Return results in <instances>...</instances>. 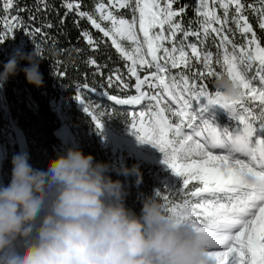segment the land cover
Wrapping results in <instances>:
<instances>
[{
	"label": "snow or ice",
	"instance_id": "obj_1",
	"mask_svg": "<svg viewBox=\"0 0 264 264\" xmlns=\"http://www.w3.org/2000/svg\"><path fill=\"white\" fill-rule=\"evenodd\" d=\"M41 2L46 8L44 0ZM177 2L99 0L95 5L99 20L80 11V3L74 0L65 7L86 17L130 62L127 67L130 78L136 79V94L109 98L121 105L147 104L145 111L133 113L131 134L162 153V163L181 180L163 197L164 210L187 221L200 234L212 264H264V45L245 15L246 9L256 12L258 27L264 30V0H260V9L244 0H196L194 10L200 18V31L185 28L178 18L188 5L176 8ZM216 6L223 10V16ZM121 9H127L131 18H125ZM230 21L245 38L244 44L236 45L227 35H221ZM41 31L37 29L36 33ZM201 32L205 37L211 32L220 38L222 62L216 57L215 63L222 72L213 67L212 51L187 42L190 35L200 41ZM178 34H182L180 40ZM81 35L90 46H96L88 33ZM4 39L0 29V43ZM193 59L202 69L188 75ZM254 61L259 64V86L249 75ZM89 63L96 61L90 59ZM181 68L187 71H171ZM141 71L147 72L143 78ZM220 74L238 83L241 94L237 100L225 102L216 90L208 88L204 77ZM116 80L124 89L129 88L118 73ZM113 84L110 76L108 86ZM145 86L155 91H146ZM256 101L255 106L249 103ZM225 104L228 115L236 121L234 127L221 128L204 118L210 106ZM98 110L99 106L94 110L84 108L99 133L103 128L99 117L105 113L97 115Z\"/></svg>",
	"mask_w": 264,
	"mask_h": 264
},
{
	"label": "trees",
	"instance_id": "obj_2",
	"mask_svg": "<svg viewBox=\"0 0 264 264\" xmlns=\"http://www.w3.org/2000/svg\"><path fill=\"white\" fill-rule=\"evenodd\" d=\"M44 2L47 5L46 8L41 0H7L8 6L4 7L6 0H0V29L5 37L0 43V70L3 63H6L15 52H31L37 44L42 50L53 49L57 53L52 57L46 56V59L40 62L39 71L43 75L42 87L36 88L28 84L22 72L10 77L0 87L4 97L0 103V141L7 147V154L1 162L0 184L2 182L4 186H7L10 182L13 155L26 152L29 156V164L35 169L46 165L49 159H54L57 154H63L65 151L60 150L56 133L66 125L73 134L77 147L85 155L91 154L95 161L109 163L116 168L121 163L128 167L132 164L139 166L142 173V182L139 185L135 184L132 176L118 175L115 170L108 173L113 180L119 179L124 184L127 208L139 215L141 201L151 196H155L164 205L166 201L163 197L169 194L168 189L178 185H165L162 181L163 175L155 165L137 161L125 150L118 156L104 146L103 131L97 132L91 117L79 109V100L76 99L77 96H81L85 107L90 110L96 109V104L100 103L96 114L105 113L99 117L102 125L115 131L128 130L133 113L145 111L147 108V104L127 106L117 104L109 98L116 96L122 99L135 94V79L130 78L128 62L116 51L111 41L95 29L86 17L81 18L75 11L69 12L66 9L65 4L69 0H44ZM74 2L80 3V11L88 12L99 20L98 14L95 13V5L99 0H74ZM244 3H252L257 9L261 8L260 0H244ZM184 5L188 7L183 16L178 19H182L185 28L190 26L192 31H200V18L194 10L195 0H178L174 7L180 8ZM119 11L125 18H131L127 9ZM218 14L223 16V10L218 9ZM245 15L264 45V30L258 27L257 13L246 9ZM100 22L107 24L104 21ZM9 24H12L11 29L7 27ZM37 29L42 31L37 34ZM84 32L96 42L95 47L90 46L82 37L81 33ZM221 35H227L236 45L245 43V38L237 30L236 24L231 21L225 26ZM181 37L182 34H178L177 40ZM200 41L203 43L200 44ZM200 41L191 35L187 38L188 43H197L206 51H212L214 53L213 67L217 72H222L223 69L215 63L216 57H219L222 62L223 48L219 47L220 38L211 32L205 37L201 32ZM123 43L129 46L128 42ZM227 48L231 51V44H228ZM90 59H94L96 63H89ZM26 66L27 62L21 60L18 69ZM198 68L202 69V65L193 59V68L188 75H192ZM258 69L259 64L254 61L249 74L257 75ZM177 71L187 70L181 68ZM117 73L128 83L129 88L124 89L116 80ZM139 74L142 75V73ZM110 76L114 81L111 87L108 86ZM214 79V77H204L209 89L215 90ZM249 103L253 106L258 105L257 101ZM4 104L8 107V115L5 114ZM9 123L11 127L21 132L24 138L21 145L17 143L14 145L13 151L4 134ZM10 131L13 130L9 129L8 132Z\"/></svg>",
	"mask_w": 264,
	"mask_h": 264
},
{
	"label": "clouds",
	"instance_id": "obj_3",
	"mask_svg": "<svg viewBox=\"0 0 264 264\" xmlns=\"http://www.w3.org/2000/svg\"><path fill=\"white\" fill-rule=\"evenodd\" d=\"M56 54L37 45L15 52L2 65L0 87L18 72L42 87L40 62ZM21 60L27 66L18 69ZM213 86L225 102L240 97L227 74L216 76ZM28 161L26 152L13 155L10 182L0 186V264H212L200 234L155 196L141 201L139 215L126 207L124 184L108 173L132 176L139 185L137 164L116 168L78 147L39 168Z\"/></svg>",
	"mask_w": 264,
	"mask_h": 264
},
{
	"label": "rangeland",
	"instance_id": "obj_4",
	"mask_svg": "<svg viewBox=\"0 0 264 264\" xmlns=\"http://www.w3.org/2000/svg\"><path fill=\"white\" fill-rule=\"evenodd\" d=\"M195 4H196V0H195ZM7 6H8V3L6 0L4 7H7ZM216 7H218V6H216ZM106 23H109V22H106ZM7 27L11 29L12 24H9ZM129 63L130 62H128V64ZM177 70H179V69H172L171 71L173 74H175L178 72ZM140 73H142V75H140L141 78H143L147 74L146 71H141ZM249 75L251 77L256 78L255 83L257 84V86H259L260 81H259L258 75H256V74H255L256 76L255 75L253 76L252 74H249ZM133 78L135 79V77H133ZM135 83H136V79H135ZM134 90H135V87H134ZM145 90L146 91L147 90L155 91L154 89H148L147 86H145ZM135 94H136V90H135ZM135 94H133V95H135ZM1 98L2 97L0 96V103L2 102ZM80 99L82 100L81 96H80ZM99 104L100 103H97L96 106H98ZM144 104H146V102ZM127 106H134L135 107L136 105H127ZM56 107H58L57 104H56ZM84 107H85V105H84ZM139 112H141V111H137V114ZM204 118L213 120L215 122V124L221 128L231 127V126L234 127L236 124V121L232 120L230 115H228V113L223 108H221L219 105L210 106L208 111L204 114ZM10 127H11L10 124H8L7 130L4 132L5 136H7V139H9L8 130L10 129ZM12 129H13V127H12ZM110 130H112L115 133V135H117V136H121L123 138H128L130 141H132L136 145V146H133V145L128 144V143L115 142L114 140L110 139L103 132L105 135V140L103 141V144H104V146L110 148V150L113 153H116V154H118V156H120V154L123 152V150H125L129 153L130 156L134 157L135 160L145 161V162H149V163L155 165L156 168L158 169V171L163 175L162 181L165 183V185L173 186V185H179L180 184V182H181L180 178L175 176L171 172V170L164 163H162L163 154L160 153L155 147H153L150 144L138 142L136 137L131 134V132L133 131L132 125L130 126V128L128 130H125V131H115L113 129H110ZM56 134H57V137H58L59 142H60V150L61 151H66V149L68 147H77V143L74 140L73 134L70 132V130L68 129V127L66 125L62 126L57 131ZM3 145L4 144H1V141H0V150L1 151H3V149H4ZM0 161H2V159Z\"/></svg>",
	"mask_w": 264,
	"mask_h": 264
},
{
	"label": "built area",
	"instance_id": "obj_5",
	"mask_svg": "<svg viewBox=\"0 0 264 264\" xmlns=\"http://www.w3.org/2000/svg\"><path fill=\"white\" fill-rule=\"evenodd\" d=\"M0 96L2 97L1 99L3 101L4 100V97H3L2 92H0ZM4 107H5V110H4L5 111V114L8 115L9 114L8 107L5 104H4ZM10 126H11V124H10ZM10 129H12V127H10ZM6 141H8L7 143L9 144L10 149L13 151V147L16 144V138H15V135H14L13 131L12 132L11 131L9 132V139H7V136H6ZM3 148H4L3 151L0 150V160L3 159V157L7 154V147H6V145H3ZM1 162L2 161H0V164H1Z\"/></svg>",
	"mask_w": 264,
	"mask_h": 264
},
{
	"label": "bare ground",
	"instance_id": "obj_6",
	"mask_svg": "<svg viewBox=\"0 0 264 264\" xmlns=\"http://www.w3.org/2000/svg\"><path fill=\"white\" fill-rule=\"evenodd\" d=\"M137 106V105H136ZM83 108H85L83 105H82ZM103 132L112 140H114L115 142H118V143H128V144H131L133 146H136L135 143H133L132 141H130L128 138H123L121 136H117L115 135V133L110 130L108 127H105L103 125V128H102ZM64 135V134H63ZM0 186H3V184L1 183Z\"/></svg>",
	"mask_w": 264,
	"mask_h": 264
},
{
	"label": "water",
	"instance_id": "obj_7",
	"mask_svg": "<svg viewBox=\"0 0 264 264\" xmlns=\"http://www.w3.org/2000/svg\"><path fill=\"white\" fill-rule=\"evenodd\" d=\"M111 41V40H110ZM85 88V87H83ZM108 98V97H107ZM81 99H79V109L83 110L84 111V108L82 107V105L84 106V103H81ZM88 114V113H87ZM13 132H14V135H15V138H16V143L21 145L24 141V138H23V135L21 132H19L18 130H16V128H13L12 129ZM103 131V130H102ZM3 184V183H2ZM4 186V184H3Z\"/></svg>",
	"mask_w": 264,
	"mask_h": 264
}]
</instances>
